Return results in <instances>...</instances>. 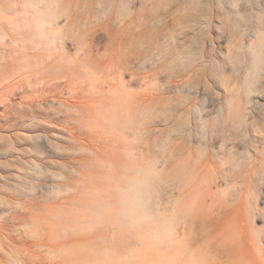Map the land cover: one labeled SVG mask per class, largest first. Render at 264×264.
<instances>
[{"label":"rangeland","instance_id":"rangeland-1","mask_svg":"<svg viewBox=\"0 0 264 264\" xmlns=\"http://www.w3.org/2000/svg\"><path fill=\"white\" fill-rule=\"evenodd\" d=\"M0 240L264 264V0H0Z\"/></svg>","mask_w":264,"mask_h":264},{"label":"bare ground","instance_id":"bare-ground-1","mask_svg":"<svg viewBox=\"0 0 264 264\" xmlns=\"http://www.w3.org/2000/svg\"><path fill=\"white\" fill-rule=\"evenodd\" d=\"M32 231H33V230H32ZM33 232H34V231H33ZM35 233H36V232H35ZM35 233H34V234H35ZM0 241H1V240H0ZM10 241H11V240H10ZM11 242H12V241H11ZM12 244H13V243H12ZM24 244H25V243H24ZM40 245H41V243H40ZM1 246H2V245H1ZM11 249H12V247H11ZM8 251H9V250H8ZM6 252H7V250H6ZM6 252H5V253H6ZM3 253H4V252H3ZM7 253H8V252H7ZM6 261H7V260H6ZM48 263H49V262H48ZM9 264H11V263H9ZM15 264H16V263H15ZM25 264H26V262H25Z\"/></svg>","mask_w":264,"mask_h":264}]
</instances>
